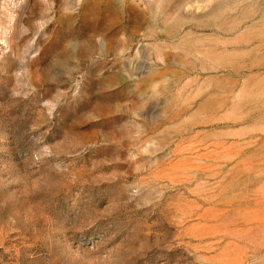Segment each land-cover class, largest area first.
Here are the masks:
<instances>
[{
  "label": "rangeland",
  "instance_id": "obj_1",
  "mask_svg": "<svg viewBox=\"0 0 264 264\" xmlns=\"http://www.w3.org/2000/svg\"><path fill=\"white\" fill-rule=\"evenodd\" d=\"M0 264H264V0H0Z\"/></svg>",
  "mask_w": 264,
  "mask_h": 264
}]
</instances>
